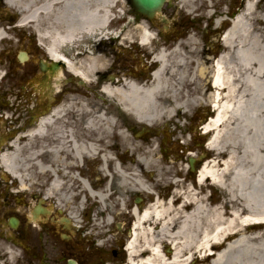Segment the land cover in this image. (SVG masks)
<instances>
[{"label":"bare ground","instance_id":"bare-ground-1","mask_svg":"<svg viewBox=\"0 0 264 264\" xmlns=\"http://www.w3.org/2000/svg\"><path fill=\"white\" fill-rule=\"evenodd\" d=\"M254 1L246 0L243 13L225 33L224 55L215 60L197 59L194 54L199 52L198 43L189 39L186 50L182 43L171 51L160 50L153 55L156 69L149 79L147 73H111L112 59L104 52L108 39H121L124 44L143 46L152 53L157 37L146 21L137 25L127 23L121 31L115 28L114 22L123 16L125 0H44L40 7H33L32 2L7 0L11 7L24 13L18 26H32L49 58L65 63L68 74L85 89L81 94L73 92L69 103H62L44 115L23 140L16 141L3 156L4 169L25 188L27 177L20 156L23 149L31 150L37 140L38 151L34 155L38 158L47 141L52 142L54 159L68 152L72 164L80 165L82 161L100 157L106 186L98 188L81 182L82 194L98 209L93 231L81 239L85 242L99 239L98 252L104 253L111 246L113 217H123L131 207L132 264H264V144L251 147L242 139V150L238 152L237 144L225 140L224 133L226 125L235 121L239 124L233 128L235 132L250 128L264 108L258 105L264 65L256 53L257 50L264 53V49L261 39L252 42L248 21L254 12ZM41 16L46 17L45 27L39 23ZM219 25L222 19L216 21V26ZM6 37L0 29V42ZM98 76L103 77L102 82L97 80ZM92 86L99 87L103 104L95 100L97 94H90L88 87ZM204 102L217 112L204 127L211 135L208 146L216 155H227L226 159L214 157L205 163L196 186L175 190L167 201L158 198L146 208L133 205L127 194L153 193L150 185L155 183L154 176L162 175L169 162L166 156H159L155 140L147 145L142 142L147 139V127L138 134L142 141L128 135L116 117V109L120 107L138 123L152 127L165 120L175 122L177 116L180 120L188 118ZM166 137L169 141L170 135L166 133ZM122 148L126 149L127 160L119 155ZM37 166L39 172L53 175L51 189L60 192L63 183L54 171L40 161ZM207 185L225 191L228 200L224 206L207 204L208 195H204ZM60 194V205L71 203L73 195ZM115 197L119 204L116 214L110 206V199ZM70 210L78 223L76 210ZM93 248L94 244L88 253ZM4 249L2 259L14 260L17 252L5 245ZM214 250L216 254L208 256Z\"/></svg>","mask_w":264,"mask_h":264},{"label":"flooded vegetation","instance_id":"flooded-vegetation-1","mask_svg":"<svg viewBox=\"0 0 264 264\" xmlns=\"http://www.w3.org/2000/svg\"><path fill=\"white\" fill-rule=\"evenodd\" d=\"M167 6L170 10L174 9L171 1ZM1 9L6 10V7L0 4ZM0 14L4 13L0 11ZM162 17L167 19L164 15ZM178 28L172 23L168 31L174 33ZM18 35V44L25 46V49L14 55L13 50H8V58L12 59L7 62L6 58V63L2 65L5 68V82L0 87V244L18 252L21 264H69L71 260L84 264V259L81 263L78 253L65 256L66 248L73 247L78 252V248L84 249L86 244L81 239L85 232L79 230L80 226L71 216L70 208L76 210L79 218L88 214L86 204L89 201L82 194L81 182L86 181L89 186L97 185L98 188L106 186L101 158L95 156L90 161L74 165L68 152L62 158L52 157L51 141L46 142L47 147L40 149V163L52 169L63 183L60 192L73 195L71 203L67 205H60V192L51 189L53 175L50 173L40 171L38 188L32 190L28 182L23 188L3 166V156L16 141L23 140L44 115L50 114L62 103H69L66 99L70 98L74 84L65 65L61 61L53 62L37 37L30 32ZM160 37L166 39L163 34ZM208 50H211L208 58L213 59L211 57L216 54L214 48L209 45ZM154 68L155 65H151V69ZM212 115L210 107L203 106L186 118L188 124L182 130L184 139L177 141V149L166 156L175 168L169 176L173 180L171 188L196 186L199 169L214 158L208 148L210 135L203 129ZM81 202L84 204L81 205ZM75 242L77 245H72Z\"/></svg>","mask_w":264,"mask_h":264},{"label":"rangeland","instance_id":"rangeland-1","mask_svg":"<svg viewBox=\"0 0 264 264\" xmlns=\"http://www.w3.org/2000/svg\"><path fill=\"white\" fill-rule=\"evenodd\" d=\"M23 4H30L32 2V5L40 6L44 0H20ZM173 3V10H170L168 6H166L163 10V15L167 17L169 20L168 26H170L172 23L178 25V29L176 31L170 32L166 31L165 27L162 24H155L152 25L150 22L146 21L145 19H138L137 15L130 9V4L128 3V0H125V19L123 22H119L115 24V28H118L121 30H124L127 26V23H135L136 25L141 22H147L152 27V32L156 34L158 37V48L160 47V44H166L167 48L170 50H173L177 43L181 46L184 50L188 48L186 42L189 39H193L194 42L198 43L199 52L196 55L197 59H204L208 58L209 51L208 47L209 45L214 48L216 54L215 56L211 57L215 60L219 56L224 55L225 47L222 41V35L225 33L231 26L232 21L234 18L241 15L244 11L246 0H172ZM253 14L248 19L250 26L252 28V37L251 40L254 42L257 38L258 41L261 39V45L264 49V0H255L253 2ZM213 15V17L211 16ZM19 16H24V13L19 14ZM212 17V19H211ZM4 16H0V29L6 32L7 37L0 42V87L4 86L5 82V68L2 67L4 63H6L8 58L7 52L8 50H13L16 54L18 51H24L25 46H19L18 42V34L30 32L34 37H37L35 34V31L32 26H26V27H15L10 25V23L3 22ZM216 18L222 19L223 23L220 26V28H217L215 26L214 20ZM16 20V19H14ZM41 27H45L43 20L40 19L39 21ZM114 23L112 24V27ZM10 27V29L8 28ZM163 34L166 39H163L164 37H160V35ZM207 39V40H206ZM173 41V42H172ZM100 46V45H97ZM105 54H109L112 61L111 64L113 65V69L110 70L111 73H123L125 72H133L136 74L143 75L147 72V74L150 76L148 69L145 72L143 68L141 70H136L135 67L139 66L140 63L143 62V64L147 65L146 67H151V65H154L152 62V57L148 56L145 50L142 46L134 45L132 43L124 44L121 39L118 40H107V44L103 46ZM97 49V47L94 48V51ZM125 50H128L130 53L125 52ZM156 52V51H155ZM188 53V52H187ZM208 53V54H205ZM258 54V59L261 62L262 65H264V53H260V50H257L256 52ZM256 54V55H257ZM143 61H141V59ZM12 59V57L8 58V61ZM209 65V64H208ZM211 65V64H210ZM150 70V69H149ZM113 71V72H112ZM98 81L102 82V76L96 77ZM119 79V78H117ZM150 79V78H149ZM259 82L261 83L260 87V93L262 94V97L258 101L259 106H264V77L260 78ZM6 85V84H5ZM72 94L71 97L66 99V101H71L72 95H74L73 92H79L78 94H81V90L85 89L84 85H82L78 80L74 82L72 85ZM90 94H97L98 97L95 98V100L101 104L102 99L100 98L101 94L99 93V87H88ZM0 92V98L1 96ZM203 108V107H202ZM198 110L197 108L195 111ZM259 115L254 119V121L251 123L250 128L242 129L240 128L239 132H235L233 128L239 127V124L235 121L233 123H228L225 127V140H233L237 144V151L240 152L242 150V141L245 140V143L251 145L254 144H264V108L261 109L259 112ZM116 117L120 123V125L125 126V131L128 135H132L133 138H135L138 141H142L143 138L140 137L138 134L143 131V128L147 127L149 133L147 134V139L143 140L142 142L147 144H150L152 141L155 140L154 147L158 149L161 156H169L170 153H172L173 150L177 149V141L180 139H184V135H182V130L185 126L188 124V119H185L184 121L179 122L180 120L177 116V121L170 122L169 120H165L163 123H160L156 126L148 127L144 124L138 123L136 119L129 114H126L120 107L116 109ZM234 118V116H233ZM181 123V125H180ZM184 125V126H183ZM166 126L168 128L166 129ZM170 126V128H169ZM185 130V129H184ZM243 130V131H242ZM134 132V133H133ZM166 133L170 135L169 141H167ZM243 139V140H242ZM252 147V146H251ZM33 149V150H32ZM30 149H23L21 152V166H23V169L25 170L24 174L27 177V182L29 183V186L32 190H36L38 188L39 182H40V173L38 170L37 162H39V158L37 155H34L35 151H38V140L35 142L34 147ZM120 157L122 155V158L127 160L129 157L126 153V149L122 148L121 152L119 153ZM213 156L216 158H219L220 161H223L226 159L227 155L219 156L216 155V153L213 152ZM167 159V157H166ZM169 159V158H168ZM214 159V158H213ZM174 160V159H173ZM263 160H264V152H263ZM173 165L170 163H167V167L163 172L162 175H155L154 176V182L151 183L150 187L151 190L154 192L144 193V192H138V191H132L131 194H127V200H130L133 205L137 204L138 199H142L141 206L143 208H146L149 203L153 202L155 200V196H159L161 200L167 201L174 195V188H171L172 185V179L169 177L171 176L173 170L175 168L172 167ZM252 166V165H251ZM170 171V172H169ZM170 173V175L168 174ZM160 176L162 177V180L160 179ZM105 180L106 177L104 176ZM208 188L206 189L204 195H208L207 204H210L211 206H224L227 202V196L224 190L218 188V187H210V185H207ZM186 187V186H185ZM179 188L181 190H186V188ZM177 190V189H176ZM115 192V190H113ZM117 197L110 199V206L113 208V212L116 214L119 211V204H117ZM180 204V202H179ZM176 204L177 206L179 205ZM87 207V215H82L84 217H80V220L78 221V225L84 227L86 230L85 235L92 232L94 229L95 224V217L94 216L97 212V205L93 203V201H89L86 204ZM125 215L123 217H113L115 220V224L111 228L114 233V237L112 238L111 246L110 248L104 252H97V249H93L91 252L88 253L90 250V247L92 246L91 243L88 241L86 244L84 243V249H79L78 252H76L73 247L71 249L66 248L65 256H73L75 253H78V258L80 259L82 263V259H84V264H91L92 261L93 264H108L109 261H113L114 264H123L124 259L126 257V253L124 254L123 251L120 250L122 247V244L124 245L126 238H128V235L126 234L125 230L128 228V226L133 222V218L130 217L131 213V207H129L125 211ZM98 216V215H97ZM83 222H82V220ZM99 222V221H97ZM80 228V227H79ZM72 245H77V242H75ZM97 247V246H95ZM84 250V251H83ZM115 250V251H114ZM5 249L0 244V263L2 264H21L19 262L20 260V254L17 252L16 257L12 261H7V258L2 259L4 257ZM116 252V254H115ZM88 259V260H87ZM77 260V259H75ZM5 261H7L5 263ZM60 264V263H59Z\"/></svg>","mask_w":264,"mask_h":264},{"label":"water","instance_id":"water-1","mask_svg":"<svg viewBox=\"0 0 264 264\" xmlns=\"http://www.w3.org/2000/svg\"><path fill=\"white\" fill-rule=\"evenodd\" d=\"M135 12L146 17L149 20H154L159 14L167 0H129Z\"/></svg>","mask_w":264,"mask_h":264}]
</instances>
